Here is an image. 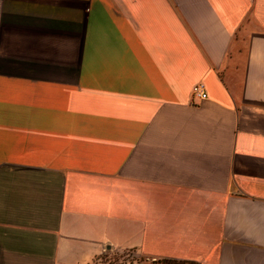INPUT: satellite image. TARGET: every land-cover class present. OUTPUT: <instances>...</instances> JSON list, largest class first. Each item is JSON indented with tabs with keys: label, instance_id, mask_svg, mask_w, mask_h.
<instances>
[{
	"label": "crops",
	"instance_id": "crops-1",
	"mask_svg": "<svg viewBox=\"0 0 264 264\" xmlns=\"http://www.w3.org/2000/svg\"><path fill=\"white\" fill-rule=\"evenodd\" d=\"M105 248L264 264V0H0V264Z\"/></svg>",
	"mask_w": 264,
	"mask_h": 264
},
{
	"label": "rangeland",
	"instance_id": "rangeland-1",
	"mask_svg": "<svg viewBox=\"0 0 264 264\" xmlns=\"http://www.w3.org/2000/svg\"><path fill=\"white\" fill-rule=\"evenodd\" d=\"M91 264H166L160 259H147L135 250L105 248Z\"/></svg>",
	"mask_w": 264,
	"mask_h": 264
},
{
	"label": "built area",
	"instance_id": "built-area-1",
	"mask_svg": "<svg viewBox=\"0 0 264 264\" xmlns=\"http://www.w3.org/2000/svg\"><path fill=\"white\" fill-rule=\"evenodd\" d=\"M192 95L194 98H207L209 96L208 90L204 82H197L192 87Z\"/></svg>",
	"mask_w": 264,
	"mask_h": 264
},
{
	"label": "trees",
	"instance_id": "trees-1",
	"mask_svg": "<svg viewBox=\"0 0 264 264\" xmlns=\"http://www.w3.org/2000/svg\"><path fill=\"white\" fill-rule=\"evenodd\" d=\"M162 263L166 264H192L191 262L176 259H160Z\"/></svg>",
	"mask_w": 264,
	"mask_h": 264
}]
</instances>
